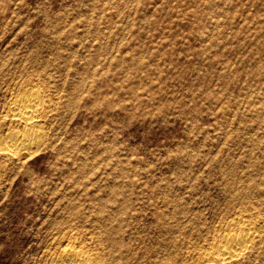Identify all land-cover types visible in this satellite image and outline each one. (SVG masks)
<instances>
[{
    "label": "rangeland",
    "instance_id": "obj_1",
    "mask_svg": "<svg viewBox=\"0 0 264 264\" xmlns=\"http://www.w3.org/2000/svg\"><path fill=\"white\" fill-rule=\"evenodd\" d=\"M239 230L264 264V0H0V264H219Z\"/></svg>",
    "mask_w": 264,
    "mask_h": 264
},
{
    "label": "bare ground",
    "instance_id": "obj_2",
    "mask_svg": "<svg viewBox=\"0 0 264 264\" xmlns=\"http://www.w3.org/2000/svg\"><path fill=\"white\" fill-rule=\"evenodd\" d=\"M41 106L36 93H31L29 96L25 97L21 96L16 100L13 104V110L16 112L17 118L19 117L21 120L25 121L28 127L22 132H9L7 139L1 144L2 150L9 153L17 152L29 150L36 145L37 133L34 135V132L31 130L32 125L30 122L35 117L39 116ZM250 238L251 234L246 231L239 230L235 233H231L217 241L215 248L210 251L209 256L221 258L222 262L220 261L219 264H225L241 253L245 244L249 242H247V240ZM96 257H94V255H88L83 250L64 247L54 256L50 264H97Z\"/></svg>",
    "mask_w": 264,
    "mask_h": 264
}]
</instances>
